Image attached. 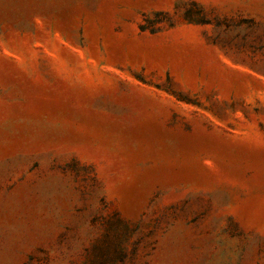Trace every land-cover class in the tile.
Returning a JSON list of instances; mask_svg holds the SVG:
<instances>
[{
    "label": "rangeland",
    "instance_id": "obj_1",
    "mask_svg": "<svg viewBox=\"0 0 264 264\" xmlns=\"http://www.w3.org/2000/svg\"><path fill=\"white\" fill-rule=\"evenodd\" d=\"M0 264H264V0H0Z\"/></svg>",
    "mask_w": 264,
    "mask_h": 264
}]
</instances>
